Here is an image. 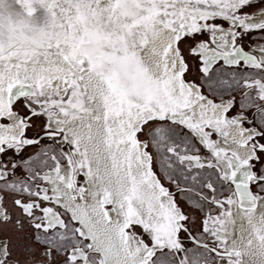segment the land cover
<instances>
[{
	"label": "snow or ice",
	"instance_id": "snow-or-ice-1",
	"mask_svg": "<svg viewBox=\"0 0 264 264\" xmlns=\"http://www.w3.org/2000/svg\"><path fill=\"white\" fill-rule=\"evenodd\" d=\"M0 264H264V0H0Z\"/></svg>",
	"mask_w": 264,
	"mask_h": 264
}]
</instances>
